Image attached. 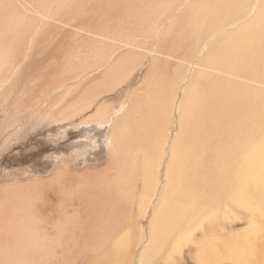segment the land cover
I'll return each mask as SVG.
<instances>
[{
  "label": "bare ground",
  "instance_id": "bare-ground-1",
  "mask_svg": "<svg viewBox=\"0 0 264 264\" xmlns=\"http://www.w3.org/2000/svg\"><path fill=\"white\" fill-rule=\"evenodd\" d=\"M15 1L23 5L22 0H0V26L8 30L12 46H14L13 42L17 41L22 46L29 37L36 33L45 32L47 21H61L57 16L65 0H60L57 5L56 0L33 1L30 8L34 14L41 18L36 22L22 15ZM77 1L83 4L78 10L89 21L102 18L106 24L111 25V27H103L95 32L105 38L94 35L95 38L101 39V42L108 41L110 46L104 52V64H98L95 68L94 66L87 67L85 65L84 70L76 67L70 70L64 82L79 80L78 77L89 75L92 72H102L108 74L109 78L113 79V83L118 85L140 63L142 52H151L149 39L146 35L148 32L146 30L148 28V16L151 15L152 18L155 16L154 21L156 23L151 24L154 26L155 34L159 28L167 34L169 33V30L166 29L168 17L174 12L173 7L175 5L181 8L183 16L181 14L180 17L185 19L187 16L184 14L187 8L176 2L170 4L168 0ZM121 1L126 5H133L131 12L127 13L124 21L120 20L122 15L120 11ZM146 12L147 16L144 17L143 15ZM221 12L223 15L220 14ZM48 13H51V15H47ZM173 17L174 15L169 19V25L178 22L179 18L173 20ZM196 17L199 28L190 43L182 40L187 38L188 35L187 32H184L176 41L174 40V44L163 49L159 48L160 56L165 54L168 57L163 62L167 65H170L168 64L170 59H175L177 62L175 65L170 66L172 67L170 78L167 77L166 71L165 74L159 71L161 64L151 66V76L142 82L144 84V102H141H143L144 107L141 108L137 104L129 103L123 117L115 120V115H110L109 109H106L107 103L104 102L93 107V104L89 102L87 96L92 97V81L95 80L90 78L91 84L81 83L80 81V84H75V82L72 85V90L82 89L73 108V111H78V114L69 118L61 114L59 116V118L61 117L60 120L63 121L77 119V116H80L84 110L93 107L94 110H99V112L90 116L93 120H86L80 116L82 123H98L99 125L110 123L112 127L110 141L112 157L107 169L89 170L84 167L81 170L72 172L69 159H61L63 166L56 168L55 176L49 181L56 183V187L64 185L66 188H70H68L69 191L65 192L70 193L72 191V198L68 201L63 196L64 198H60L59 202L65 203V207H71L72 212H68L67 208H64L56 214L53 208L54 203L52 205L49 198H46L47 202L43 201L44 205L47 204L46 209L50 210L53 217L56 218V215L60 217L62 213H66L65 217L61 218L59 223L56 224V232H58L56 242L63 237L70 239L82 238L87 245L86 249L90 250L91 255L94 256L95 264L105 262V257L108 256L107 250L115 249L113 253L120 254L126 248L124 239H116L114 244L107 245L106 232L109 230L114 233L124 223V220H129L147 212L148 204L152 200V192L157 186V171L161 169V158L164 159L166 155L168 137H165L170 136L167 132L170 126L169 123L172 122L169 117L172 113H174L178 124L177 152L175 151V140L172 139L171 143L168 142L171 156L169 155L170 159L168 158L165 167L164 179L166 181L160 187L159 196H156L152 201V207L150 208L151 226L147 241L143 246L144 249L151 240L152 251L141 252L139 263L148 264L160 251L162 253L159 256L162 257L163 262L172 264L178 260L185 247L192 241H194L195 259L199 263L206 262L207 257L202 254L203 236L200 240L199 231L202 228L203 221H193L200 214V209H203L199 204L201 200L200 190L208 194L203 196L202 199L215 200L220 203L219 201L224 198V201L228 202V206L240 205V207L261 214L264 217V93L253 89L250 93L246 90L247 87L239 89L228 84L224 91H221L225 94L224 99L221 101L218 98L215 102L212 109L213 114L209 112L207 107L204 109L203 106L197 104L196 109L193 110V98L186 95L184 89H180L178 101L174 100L172 93L176 92L182 83H188L185 80L188 66L193 67L196 65L195 61H191L184 56L181 57L183 51H192L198 55L197 64L210 67L214 63L211 57L215 56V52L224 53L225 48L228 52L229 43L233 40L245 42L246 49H250L251 45L256 46L254 51L256 64L252 67L248 66V75H254L256 78L263 77L264 0H218L215 5H206L202 9L198 8ZM185 21L188 24V20L185 19ZM134 23L137 24L134 25ZM126 25H128V28ZM225 25H229L228 32H226ZM221 26L225 28L224 31H220ZM235 26H237L235 29H231ZM187 29L191 35V30ZM79 30L81 31V29ZM149 32L152 34L151 31ZM75 35L78 36V34ZM140 35L142 37L139 39L144 40L142 45L137 41L133 42ZM217 36H219V39L214 38ZM42 39L54 41L55 37L43 36L38 38V40ZM248 44H250V47H248ZM120 45H124L127 51L119 52L118 47ZM173 46H175L174 52L168 53L169 47ZM233 47L240 49L237 46ZM3 48H9V46L0 35V81H2L0 88L6 82H9L13 76L8 73L9 60L7 54L1 52ZM51 54L56 56L55 51H51ZM83 56L88 57L89 60L87 61L93 64L91 55L83 54L78 57ZM27 61L29 63V56L26 53L22 62L26 64ZM158 62L162 63L160 60ZM53 64L50 63L51 66ZM226 69L231 74L242 73V68L235 62L230 63ZM125 70L127 71L120 77V72ZM50 73H56V69H52ZM191 74L189 72L188 78L191 77ZM220 80L225 81V84L232 81L227 78H220ZM137 83L139 82L137 81ZM52 84H56V82L53 80ZM47 88L56 89L53 87ZM41 93L42 90L39 95ZM218 94L214 93V99L218 97ZM84 95L85 99H83ZM198 99H196V103L199 101ZM132 100L134 99L132 98ZM184 102L187 104L185 110L181 108ZM237 103L241 105L244 112L240 119L232 115L233 106ZM134 108H136L135 112ZM227 112H230V114H225ZM237 120L238 123H236ZM210 121L212 122L211 127L208 126ZM256 125L258 133L253 134L250 126ZM233 131L236 133H233ZM205 140L210 143V147L215 148V157L212 160L206 158ZM220 140H226L228 144L220 148L218 146ZM251 142H254V146H251ZM232 145H234L233 148ZM183 149L184 151H182ZM131 152L134 153L133 159L136 163L129 167L126 158L129 157ZM175 153L177 154L176 158H174ZM178 153L182 154L185 158L184 161H178ZM142 156L148 157L144 165L138 164L139 157ZM174 163H178L181 167V171L177 173L186 179L188 189L183 192H187L190 200L186 198L188 195L185 194L187 196L179 201L180 214L170 217L172 219L169 220L167 199L176 192L174 178H170ZM137 171L142 172L143 180L139 178ZM109 172H111V175ZM149 176H153V181L146 180ZM204 178L213 179L205 180ZM203 182L206 184V190L203 188ZM13 187L0 186V212H3L7 198L10 204L8 213L5 215L0 214V264H40V261H34L38 259L36 254L41 255L43 253L38 250L44 249L35 242V238L41 235L40 226H42L38 224L40 212L37 203L39 200L37 201V197L33 194L31 196L28 192L24 193L22 190L11 189ZM56 197L59 198L57 195ZM130 204L138 205L139 211L130 209ZM76 205H79V207H75ZM115 215H117L116 220H114ZM218 215L217 210V218ZM208 224L209 226L216 225V219L210 216ZM248 227L247 232L250 236L248 234L246 236V230H243L241 238L238 239L234 236L233 241H231V264H251L250 258L260 259L263 256L264 240L262 241L260 237H262L264 229L259 228L253 218L250 219ZM212 228L214 229L215 226ZM29 236H31V239ZM208 240L210 244L208 253H212V238ZM27 258H31V261H27Z\"/></svg>",
  "mask_w": 264,
  "mask_h": 264
},
{
  "label": "rangeland",
  "instance_id": "rangeland-1",
  "mask_svg": "<svg viewBox=\"0 0 264 264\" xmlns=\"http://www.w3.org/2000/svg\"><path fill=\"white\" fill-rule=\"evenodd\" d=\"M33 1L35 0H22L23 5L19 4L17 1L15 2L22 15L36 22L41 18L34 14L30 8ZM217 1L218 0H168L170 4L176 2L187 8L184 14L187 15L185 19L188 20L187 24L185 19L180 17L182 14L181 8L175 5L173 7L174 12L168 17L166 28L169 30L168 34L161 30V28H159L158 32L155 34L154 26L151 25L155 22V16L152 18L151 15H149L148 28L146 29L148 32L146 35L149 39L151 52L148 53L143 51L140 63L133 69L128 77L118 85L113 83V79L111 80L108 74H103L102 72H92L89 73V75L78 77L79 80H68L64 82L70 70L76 67L84 70L86 68L85 65L87 67L94 66L95 68L98 64H104L103 55L107 47L110 46L108 41L101 42V39L95 38L94 35L102 37L95 32L103 27H111V25L106 24L102 18L89 21L88 18L83 16L81 11L78 10L83 4L78 3L77 0H65L57 16L61 21H47L45 23V32L36 33L29 37L22 46L19 45V41L13 42L14 46H12L9 40L8 30L0 26V35L9 46V48H3L1 52L7 54V59L9 60L8 73L9 75H13L12 79L6 82V84H4L5 86L3 85L1 86L2 88H0V186H14L11 189L22 190L24 193L28 192L31 196H36L37 201L39 200L37 203L40 212L38 224L42 226H40L41 235L35 238V242L40 244L44 249L38 250L43 253L41 255L36 254L38 259L34 261H40V264H95L94 256L91 255L90 250L86 249L87 245L82 238L70 239L63 237L59 238L58 242H56V234L58 233L56 232V224L59 223L61 218L65 217L66 213H62L60 217L56 215L55 218L52 216L50 210L46 209L47 204L44 205V202H47L46 198H49L52 201V205L54 203L53 208L56 214L64 208H67L68 212H72L71 207H65V203L59 202V199L64 197L69 201L72 198V191H70V193L65 192L69 191L70 188H66L64 185L56 187V183H51L49 181L55 176L54 173L56 168L58 166H63L61 159H69L72 172L81 170L84 167L89 170L107 169V165H109L112 157L110 151L111 124L99 125L98 123H82L79 117L81 116L86 120H93L90 116L99 112V110H94L93 107L104 102L107 103L106 109H109V114L115 115V120H119L123 117L129 103L137 104L141 106V108L142 106L144 107V84H142V82L151 76V66L155 64L158 66L161 64L159 66V71L164 74L166 71L167 77L170 78L172 75V67L170 66L175 65L177 62L175 59H170V63H168L170 65L163 62L166 61L168 57L165 54L160 56L159 48L163 49L174 44V40L176 41L184 32H187L188 35L187 38L182 40L190 43L192 39H194V34L197 33L199 28L197 24L198 19L196 17L197 9H202L203 6L206 5H215ZM58 2H60V0H56V5ZM120 4L122 5L120 7L122 14L120 20L124 21L127 13L131 12V7H133V5H126L122 1ZM222 12L220 13L221 15H223ZM47 15L50 16L51 13ZM172 15H174L173 20L177 18H179V20L169 25V19ZM143 16L146 17L147 12ZM135 24L137 23H134V25ZM229 25H225L226 32H228ZM126 26L128 28V25ZM223 26L220 27V31H224L225 28ZM236 27L237 26L231 29H235ZM187 28L191 30V35ZM79 29H81V31ZM149 31H151L152 34ZM75 34H78V36ZM43 36L55 37V40H38V38ZM140 37H142V35L137 36L136 40H133V42L135 43L137 41L142 45L144 40L139 39ZM214 38L219 39V36ZM166 42L169 44L167 45ZM233 46H237L240 49H236ZM248 47H250V44H248ZM174 49L175 46L169 47L167 52L171 54L174 52ZM255 49V45H251L250 49H246L245 42L230 41L228 52H226L225 48L224 53L215 52V56L211 57L214 63L210 67L197 64L196 59L198 55L192 51H183L181 57L184 56L191 61H195L196 65L193 67L188 66V70L185 74V80L188 83H182L184 85L181 84L176 92H172L174 100H179L180 97L178 96L180 94V89H184L185 94L193 98V110L196 109L197 104L203 106L204 109L207 107L209 112L213 114L212 109L215 106V102L218 98H220L221 101L224 99L225 94L221 91H224L228 84L238 87L239 89H245V87H247L246 90L250 93L251 89L264 93V73L262 78L248 75V66L252 67L256 64ZM51 51H55L56 56L52 55ZM118 51L125 52L127 49L124 45H120ZM26 53L29 56V63L27 61L25 64L22 62V59ZM83 54L88 56L91 55L93 64L87 61L89 59L86 56L78 57ZM159 60L162 63L158 62ZM232 62H235L242 68V73L231 74L226 69ZM50 63H54L53 66H51ZM52 69H56V73H50ZM126 71L127 70L121 71L119 76L122 77ZM189 72L192 73L190 78H188ZM90 78L95 80L92 81V97L88 95L89 97L87 96V98L89 102L93 104V107L84 110L80 116H77V119L60 120V114L64 115L66 118L78 114V111L74 112L73 108L75 102L79 99L82 89L72 90V85L75 82V84H80V81L81 83L91 84ZM220 78H227L232 81L225 84V81H221ZM53 80L56 84H52ZM137 81L139 83H137ZM0 83H2V81H0ZM47 87L56 89L53 90ZM41 90L42 93L39 95ZM214 93H219L216 99H214ZM137 95L142 96L139 97ZM84 97L85 95L83 99L86 98ZM198 97L200 98L198 99ZM132 98L134 100H132ZM196 99L199 100L197 103ZM181 108L183 110L187 108L186 102L182 104ZM135 110L136 108H134V112ZM225 114H230V112ZM243 114L244 112L240 104L237 103L233 106L232 115L240 119ZM169 117L172 119V124L169 123L170 126L167 132L170 136L165 137H168L166 155L164 159L161 158V169L157 171V186L152 192V200L148 204L147 212L129 220H124V223L114 233H111L109 230L106 232L107 245L114 244L116 239H124L126 241V248L123 249L120 254H114L113 251L115 249L107 250L108 256L106 255V260L102 262V264H140L139 256L141 252L152 251L151 240L143 249L151 226L150 208L152 207L154 198L159 196L160 187H162L166 181L164 179V172L169 155L171 156L169 143H171L172 139L173 141L175 140L174 145L176 147V152L178 146V124L176 117L174 113ZM222 117L223 115L221 119ZM236 123H238V120ZM208 126H212L211 121ZM250 130L253 134L258 133L257 125L250 126ZM233 133L236 132L233 131ZM204 144L206 158L212 160L215 157V148L210 147V143L207 140L204 141ZM226 144H228L226 140H220L218 146L221 148ZM251 146H254V142H251ZM233 147L234 145H232V148ZM182 151H184V149ZM176 156L177 154L175 153L174 158H176ZM133 157L134 153L131 152L129 157L126 158L129 167L136 163ZM177 159L178 161L185 160L181 153H178ZM145 160H148L147 156L139 157V163H137L144 165L146 163ZM177 164L178 163L173 164L174 168L172 167V172L170 173V178H174L176 192L172 197L167 199L169 205L167 208V215L169 216V220L172 219L170 217L180 214L179 201L188 195L187 192H183L188 189L187 182L185 177L183 178L177 173L181 171V167ZM109 174L111 175V172H109ZM137 175L143 180L141 171L140 173L137 171ZM153 179V176L146 178L147 181H153ZM204 179L209 180L213 178ZM203 188L205 190L207 188L205 182H203ZM56 195L59 198H57ZM206 195H208L206 192L200 190L201 200L199 204L203 209H200V214L193 219V221H203L202 228L199 231L200 240L203 236L201 244L202 254L207 257L206 262L202 261L199 263V261L195 259L194 241H192L185 247L182 255L177 260L178 262L176 261L172 264H231V241H233L232 239H234V236L238 237V239L241 238V232H243V230H246L245 235L247 236L250 219L253 218L259 228H262V230L264 229V217H262L261 214L242 208L240 205L228 206V202L224 201V198L219 201L220 203L215 200L202 199V197ZM186 198L190 200L189 195ZM75 207H79V205ZM9 208L10 204L7 198L3 212H0V214H7ZM129 208L139 211L138 205L130 204ZM217 210L219 213L218 218ZM41 215L43 216L41 217ZM117 215L114 216V220L117 219ZM210 216L216 219V225L209 226L208 218ZM214 226L215 228L213 229L212 227ZM29 237L31 239V236ZM209 238H212V253H208L210 249ZM260 238L262 241L264 240V230ZM158 253H156L158 255H155L154 259L148 264H165L162 257L159 256L162 252L160 253L159 251ZM262 253L263 256L260 259L250 258V263L264 264V259H262L264 258V251ZM27 261H31V258H27Z\"/></svg>",
  "mask_w": 264,
  "mask_h": 264
}]
</instances>
